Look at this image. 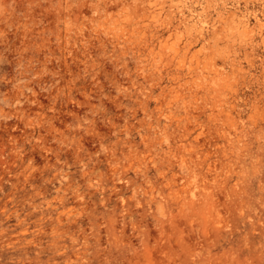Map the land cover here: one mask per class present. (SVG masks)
I'll return each instance as SVG.
<instances>
[{"label":"rangeland","instance_id":"374dc122","mask_svg":"<svg viewBox=\"0 0 264 264\" xmlns=\"http://www.w3.org/2000/svg\"><path fill=\"white\" fill-rule=\"evenodd\" d=\"M0 264H264V0H0Z\"/></svg>","mask_w":264,"mask_h":264}]
</instances>
